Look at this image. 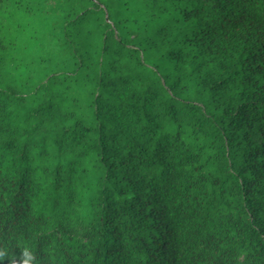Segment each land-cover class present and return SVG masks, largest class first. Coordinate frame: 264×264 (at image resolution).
I'll use <instances>...</instances> for the list:
<instances>
[{"label":"trees","instance_id":"trees-1","mask_svg":"<svg viewBox=\"0 0 264 264\" xmlns=\"http://www.w3.org/2000/svg\"><path fill=\"white\" fill-rule=\"evenodd\" d=\"M0 264H264V0H0Z\"/></svg>","mask_w":264,"mask_h":264},{"label":"rangeland","instance_id":"rangeland-1","mask_svg":"<svg viewBox=\"0 0 264 264\" xmlns=\"http://www.w3.org/2000/svg\"><path fill=\"white\" fill-rule=\"evenodd\" d=\"M30 8H34L35 4L32 2L28 5ZM27 6V7H28ZM28 7V8H29ZM35 12V11H34ZM17 20L22 28L24 29L25 37L21 42V48H28L32 50L33 54L26 55L22 61V69H20V73L24 78L30 76L33 73H37V75L32 79V83H36L40 79H42L44 70L43 66H37L36 61L42 59L45 61L48 58V54L45 53V50H42L43 48H46V46L49 44L46 42V34L48 33L51 26H49V19L42 20V17L39 15L38 12H35L32 15H29L28 13H20L17 16ZM32 34H41L44 37V42H31L26 41L29 35ZM18 57V56H17Z\"/></svg>","mask_w":264,"mask_h":264}]
</instances>
